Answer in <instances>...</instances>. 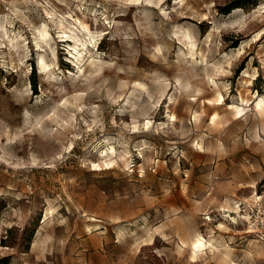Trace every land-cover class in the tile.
I'll list each match as a JSON object with an SVG mask.
<instances>
[{
	"label": "rangeland",
	"instance_id": "rangeland-1",
	"mask_svg": "<svg viewBox=\"0 0 264 264\" xmlns=\"http://www.w3.org/2000/svg\"><path fill=\"white\" fill-rule=\"evenodd\" d=\"M238 2L0 0V264H264V0Z\"/></svg>",
	"mask_w": 264,
	"mask_h": 264
},
{
	"label": "bare ground",
	"instance_id": "bare-ground-1",
	"mask_svg": "<svg viewBox=\"0 0 264 264\" xmlns=\"http://www.w3.org/2000/svg\"><path fill=\"white\" fill-rule=\"evenodd\" d=\"M49 14V13H48ZM55 14V13H54ZM52 20H54V18H52ZM58 23L60 25V27H62L63 30L65 29H72V26L69 25V22H67L64 18H57L56 21L54 20V23ZM81 23V27H83V29L85 30H88V25L83 23L82 21H80ZM5 32V31H4ZM39 33H40V38L43 40V41H46L48 42L49 38H50V34H49V31L47 29V25L45 23L42 24V27L41 29L39 30ZM7 36V34H6ZM10 42L12 43L13 40L10 39ZM19 43H12V48H16V50L19 49ZM50 47H52V45H50ZM11 48V47H10ZM46 57L43 55V54H40L39 55V62L41 64V68H43L44 70L50 68V64L46 61L45 59ZM91 65H96V69H95V72L99 71L102 67H101V62H96L95 60H91ZM105 72V71H103ZM85 73V70L82 69V75H84ZM215 85V87H218L216 82H213ZM224 85V83H223ZM217 89V88H216ZM218 90V89H217ZM170 98V97H169ZM173 98V97H172ZM222 100V95L219 91H217V95L212 97V98H205L203 99V103H206V104H209V105H215V106H219L221 107L222 105H219L221 104L220 101ZM170 101V100H169ZM172 101V100H171ZM176 101V100H175ZM241 101L243 102L244 99L241 98ZM247 102V101H246ZM253 110L256 111L257 115H258V119L259 120H263L264 118V97H259L257 99V101L255 102L254 106H253ZM227 109L230 110V112L233 114L234 116V119H238L239 115L243 114L244 111H245V108L244 107H241L240 105L238 104H234L232 103L230 106H227ZM168 110V109H167ZM206 110V108H205ZM169 111V110H168ZM204 112V111H203ZM229 112V113H230ZM170 113V112H168ZM172 120H175L176 118L174 117V114H168ZM201 115V114H200ZM203 115V114H202ZM167 116V115H166ZM218 114L214 113L212 116H211V121L210 123L212 125H214L216 122H217V119H218ZM224 117V116H223ZM169 119V120H171ZM194 119L195 120H198L199 119V115L198 113H195L194 114ZM146 124H150L149 121L146 119ZM171 122V121H170ZM169 122V123H170ZM227 122V121H226ZM161 123V122H160ZM218 124V123H217ZM166 125V124H165ZM173 125L171 124V127ZM212 130V129H211ZM217 131V130H216ZM197 144L199 146H201L200 142H197ZM113 148V147H112ZM104 153V152H103ZM109 156V155H108ZM106 157V156H105ZM112 157V156H111ZM132 157V156H131ZM114 161V160H113ZM223 209V208H222ZM236 210H238L236 208ZM228 211V210H227ZM236 212V211H235ZM210 235V234H209ZM150 238V237H149ZM219 242L217 241V239L213 236H209L208 239H205L202 235H198L196 236L193 240L190 241L189 245H188V248H189V260L191 262H196L197 261V258L200 254H203L204 253V250L206 248H209L210 251L212 249H215V244ZM224 254L227 256V249L225 250Z\"/></svg>",
	"mask_w": 264,
	"mask_h": 264
},
{
	"label": "trees",
	"instance_id": "trees-1",
	"mask_svg": "<svg viewBox=\"0 0 264 264\" xmlns=\"http://www.w3.org/2000/svg\"><path fill=\"white\" fill-rule=\"evenodd\" d=\"M237 1H239V2L236 3L235 5H231L230 8L242 7V6H245L247 4V2H248V0H236V2ZM224 12H229V9L228 10H225ZM3 207H5L4 204L2 206H0V211L3 209Z\"/></svg>",
	"mask_w": 264,
	"mask_h": 264
}]
</instances>
